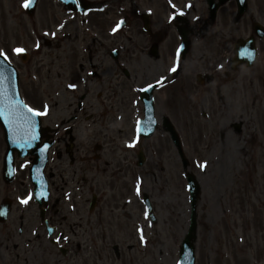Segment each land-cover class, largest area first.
<instances>
[{
    "label": "rangeland",
    "instance_id": "1",
    "mask_svg": "<svg viewBox=\"0 0 264 264\" xmlns=\"http://www.w3.org/2000/svg\"><path fill=\"white\" fill-rule=\"evenodd\" d=\"M247 1V13L239 21V31L233 30L234 37L246 36L251 32V16L264 25V0ZM152 5L161 11L159 0H155V3L150 5L155 11L156 9ZM13 6L11 1L0 0V48L7 50L8 53L12 46L28 42L25 36L28 37L29 21L20 22L19 18L13 24L11 21L12 14H15ZM47 8L49 7L40 6L39 12L36 14L38 16L33 22L36 27L40 25L43 27L47 24V20L43 19ZM234 10V4H228L219 12L220 16L216 20L218 22L214 26H211L210 21L207 20L205 26L198 24L196 30L199 28L212 30L219 26V31L225 32L222 26L225 25L226 19L229 22L228 26L233 22ZM41 11L43 14L40 18ZM131 35L132 41L128 43L129 46L130 43L145 42L139 28H136ZM119 40L117 39V41ZM33 42L34 40H30L27 46ZM125 42L127 43V41ZM173 46V38L171 41L165 42L164 45H159L160 55L159 60L156 61L148 56V51L136 50L132 45L129 48L131 51L128 50L123 55L124 60L128 63L129 79L124 78L118 70L111 67L112 75L104 76L112 88L107 103L102 106L91 96L87 106H84L80 113V119L73 123L75 125L73 130L75 148L82 145L83 148L91 151V156L100 157L99 169L94 172L95 178L98 180L96 191H98L99 202L90 222L88 221L90 217L86 212V202L78 205L75 211H71L66 203H60L59 215L63 217L59 216L55 220L59 222L63 233L71 238L68 241L62 240L63 246L69 249L65 258L61 256L55 246L50 245L47 239H41L37 243L35 252L27 256L22 251L21 258L18 259L19 253L12 250L14 240L17 241L16 233H11L8 228L0 225V245H2L0 247V264H5V261L7 264H49L48 262L51 261V264H177L178 249L189 223L190 212L183 171L169 137L159 128L160 130L154 134L151 140L142 144L145 152L148 149L149 159L145 167L139 171L144 186L139 184V187L141 191H145L149 195L153 204L156 219L154 225L142 217L140 196H138L139 201L135 196L130 197L131 179L133 178L130 175L132 173L128 168H122L120 162H123L125 157L120 155L119 150L114 151L111 144L116 139V142L120 143L118 130L127 126L129 127V136L128 134L125 136L131 138L132 115L134 114V110L131 112L132 103H130L131 95L134 94L132 88L150 82L155 78V74L159 75V68H156L159 64L157 62H167ZM205 49L210 53L213 52L212 36L208 37ZM12 50L11 55L15 56ZM77 51L76 55L71 56L77 57V61H79L83 56L78 48ZM201 51L203 50L200 46L195 48L193 54L190 56V53L183 62L185 68L182 78L177 83L179 84L178 89L181 88L184 81L190 80L195 74L189 70L193 69V65L188 66V60L192 62V59H196ZM203 58L207 60L206 54ZM213 58L216 61L218 56L215 54ZM14 62L18 64L21 73V86L25 87L27 97L31 100L27 104L39 109L42 105L40 98L36 100V96L28 87V82H25V66L20 64L17 58L14 59ZM73 65V62H63L60 65L67 75L72 76V79L75 77ZM159 66H162V63ZM201 66L207 65L201 64ZM254 66H264V38L259 41L258 58ZM229 75L226 82H223L221 77L219 84L222 87L218 94L219 99L213 100V102L217 105L219 116L224 117L227 121L224 122V127L229 128L233 121L242 122L243 127L238 133L234 131L228 134L223 143L218 140L222 138H218L214 127L215 121H217L216 116H218L215 113V120L211 124L206 123L203 126L202 134L198 137L200 139L195 147L196 150L190 156L192 159L190 170L198 177L202 190L197 204L195 264H264V99H261L264 97V71L259 72L256 77L258 82L249 77V70L239 74L238 79H234L236 77L234 72ZM53 79V82L49 83L51 91L56 87L55 78ZM113 91L115 93H112ZM169 91L172 90L169 89ZM240 94L242 98H240ZM254 95H256V100L253 98ZM117 96L116 104L119 105V109L123 112L121 114L126 119L123 118L122 124L117 123L114 126L111 124V122L114 123V119L112 114L108 113L110 111L108 108L114 103ZM165 97L164 94L158 95L157 112L159 114L157 115L169 117L178 128L182 140L184 142L186 140L188 145L194 144L193 138L196 134L193 135V129L188 127V124L192 127L195 124L193 121L195 114L191 113L193 105L191 99L183 95L185 103L170 104L164 100ZM91 105L94 106L93 111L89 109ZM165 111L168 115L164 113ZM52 112L49 121L53 122L51 125L53 128L62 120L79 113L76 100L69 101L67 105L62 98L53 102ZM97 112L101 113L97 115ZM112 113L115 116L116 112ZM234 114L235 118H233ZM90 116L92 118L88 119ZM183 117L186 119L184 123ZM49 121L47 120L46 123ZM113 127H115V131H112ZM205 144L210 146L207 151H204ZM61 146H63L62 143ZM3 151L4 146L0 139V163ZM185 152L187 155V150ZM131 157L133 154L128 153V163L131 162ZM205 161L207 165L201 169L197 162L204 163ZM58 163L56 160L52 162L51 168L53 167V170L56 168L53 171L55 177L53 174L52 180H54L53 183L57 189L61 186V190L63 187L60 181L68 180L70 177L60 175L63 168ZM257 165L261 171L260 174H256ZM116 166L123 170V173H118L116 177H123L125 184L120 180L115 185L111 183L109 188L113 186L115 188L109 192L106 187L109 181L107 178L112 175L111 171ZM66 169L65 174L69 172V169ZM58 170L59 177L57 178ZM18 181L26 182L25 173H19L15 183L8 189H5L4 185L0 183V198L4 196L12 198L16 210L19 209L16 203L17 197L23 196L20 194L22 189ZM105 190L108 196L102 201L100 197ZM124 190L126 191L123 195L131 198L129 199L131 203L120 210L118 201L124 198L121 193ZM19 219L23 218H19L18 212L12 213L9 226L13 225L16 229ZM32 219V217L27 219V229L38 226L39 221H32ZM85 224L88 225L85 226ZM140 228H143L146 243L140 239L138 231ZM7 246H9L8 250ZM113 246H118L121 255L119 258L115 257Z\"/></svg>",
    "mask_w": 264,
    "mask_h": 264
},
{
    "label": "snow or ice",
    "instance_id": "2",
    "mask_svg": "<svg viewBox=\"0 0 264 264\" xmlns=\"http://www.w3.org/2000/svg\"><path fill=\"white\" fill-rule=\"evenodd\" d=\"M171 3L172 0H169ZM33 4V0H24L23 7L24 8H29ZM188 7H191L190 4L187 5ZM172 7L174 9L177 8L175 4H172ZM184 12L183 10H177L173 13L171 19H176L178 16H183ZM124 22L120 21L116 27L113 29V31H116L119 29ZM62 27V25H61ZM55 35V33H53ZM36 47L39 48L40 44L37 42ZM16 54H22L25 53L27 50L23 47H17L12 50ZM177 56L179 57V50L177 52ZM0 57H3L4 60L8 59L7 53H5L3 50H0ZM3 60H0V65L3 64ZM223 67V65H221ZM170 71H176V68L173 67L170 69ZM8 79L7 76L4 74V69L0 67V117H3L4 119L7 120L9 125H11L14 129L18 130V134L20 135L21 142L20 146L22 148L24 147H31L34 141H37L39 139V134L36 131V116H41V115H46L47 114V105L44 106V111H40L37 108H33L25 104L22 100H13L7 92V89L4 87L5 81ZM168 79L167 77H161L160 80H157V84H160L163 80ZM69 88H75L77 85L75 83L69 84ZM147 87L149 89L153 88L154 86L152 84H148ZM26 109V111H24ZM150 123L152 121H149ZM137 137L135 140L129 142V146H135V143L138 142L139 140V134L142 131L140 127V121L137 122ZM47 145H44L43 148L40 149L41 152L45 151L47 149ZM197 165L201 168L204 169L207 165V162L205 161L204 163H199L197 162ZM137 194L139 195L140 188H139V183L137 184L136 188ZM33 193H27L24 197L20 198V202L22 204L27 205L29 201L32 199ZM6 209H0V215H5L6 214ZM145 215L147 216L148 213L146 212ZM140 232V239L141 241H144L145 243L147 242L143 233V228L138 229ZM57 241L61 239V237H56ZM63 239H68V237H63Z\"/></svg>",
    "mask_w": 264,
    "mask_h": 264
},
{
    "label": "water",
    "instance_id": "3",
    "mask_svg": "<svg viewBox=\"0 0 264 264\" xmlns=\"http://www.w3.org/2000/svg\"><path fill=\"white\" fill-rule=\"evenodd\" d=\"M244 5L241 6V12L244 11ZM253 46L250 42L240 46V48H237V58H236V61L237 62H243V61H246L247 60V63L248 65H250L252 63V59H254V54H253ZM0 67H2L4 69V74L5 76L8 77V79L5 81V84H4V87L7 89V92H8V95L13 99V100H19L18 99V92H17V85H16V80H15V77L14 75L12 74H9L8 72V68L2 64L0 65ZM4 123H7V129H6V135L9 136V130L12 129L14 130V128L9 125V123L7 122L6 119H4L3 117H0V124L4 127ZM169 131L171 133V129L169 127ZM42 132L41 131V135H42ZM6 142L10 143L11 146H10V152L13 153L14 151H17L19 152L18 155L20 157H22L23 155H25V151L23 150L22 147H20L19 145L17 144H14V143H17L18 141H15V142H12V141H8L6 138H5ZM175 141H176V138H175ZM35 144L33 143V146L31 147H28L30 150H32V153L35 155V162L36 163H39L37 165V167H39L41 164L43 165L46 161V151H43L41 152L40 149L43 148L44 146H42L39 150H38V146H37V142H36V145L34 146ZM47 145V149L49 148L50 144H45ZM40 152V156L37 154ZM182 156V155H181ZM9 164L11 165L12 167V161L11 159L9 160ZM36 172V170L32 169L31 170V178L32 180H34V182L36 184H40V182L38 181V179L35 178L34 176V173ZM38 172V171H37ZM193 199L196 201V191H194L193 193ZM194 205L193 204V210H192V216H191V225H190V228L188 230V233L187 235L185 236L182 244H181V248H180V252H179V263L178 264H194V246L192 245L196 239V234H195V227H196V224H195V211H194Z\"/></svg>",
    "mask_w": 264,
    "mask_h": 264
},
{
    "label": "flooded vegetation",
    "instance_id": "4",
    "mask_svg": "<svg viewBox=\"0 0 264 264\" xmlns=\"http://www.w3.org/2000/svg\"><path fill=\"white\" fill-rule=\"evenodd\" d=\"M238 29V28H237ZM215 48L213 50L212 53H217L220 51V53L225 52V50L227 49L229 51L230 49V43L227 46V44H223V42L220 41V36H218V38L215 40ZM203 67V66H202ZM205 68H207V70L205 71L206 76H203L204 82H202V86L200 89L197 88V86L195 85H191V92H189L190 96L191 95H199L197 98V108H199L201 111L203 109H207L208 107V114L210 115V117L212 119L215 120V113L218 114V108L217 105L214 104L213 100H218L219 99V92L222 86H220V76H223V82L228 81L229 79V72H235L236 73V77H234V79H238L237 76L239 74H241V69L243 70V67H237L234 70H231L230 67H227L226 71L223 72L221 74L218 75L217 70L221 67V66H215V60L212 59L210 64L208 66H204ZM201 68V66H200ZM212 74V75H211ZM225 79V80H224ZM204 93V94H203ZM218 98V99H217ZM195 111V110H194ZM217 117V124L220 126L218 127V138H222L219 139L221 140L223 143L225 142V139L227 137L228 134H231L232 132L235 131V126L233 125V122L231 123V125L229 126V128L224 127V122L225 121L224 117H220L219 114ZM211 119V120H212ZM222 119V121H221ZM211 123V122H210ZM256 174H260V170L258 169V165H257V170H256Z\"/></svg>",
    "mask_w": 264,
    "mask_h": 264
}]
</instances>
